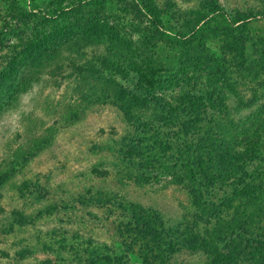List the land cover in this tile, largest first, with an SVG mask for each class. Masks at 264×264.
Returning a JSON list of instances; mask_svg holds the SVG:
<instances>
[{"label": "trees", "instance_id": "obj_1", "mask_svg": "<svg viewBox=\"0 0 264 264\" xmlns=\"http://www.w3.org/2000/svg\"><path fill=\"white\" fill-rule=\"evenodd\" d=\"M33 1L0 0V120L46 76L83 98L92 91L133 128L121 161L147 181L184 185L196 206L179 242L165 240L157 212L133 205L127 228L102 222L110 234H89L98 242L78 244L69 261L169 264L185 251L207 264H264V31L253 30L264 0L233 13L219 0L184 10L171 0ZM12 175L0 173V192ZM89 203L79 207L98 222L100 206ZM11 216L35 221L20 208Z\"/></svg>", "mask_w": 264, "mask_h": 264}, {"label": "rangeland", "instance_id": "obj_2", "mask_svg": "<svg viewBox=\"0 0 264 264\" xmlns=\"http://www.w3.org/2000/svg\"><path fill=\"white\" fill-rule=\"evenodd\" d=\"M49 1L35 0L31 5L45 7ZM161 1L166 5L169 0ZM171 1L177 3L174 9L179 8V3L183 10L198 2ZM219 1L229 13L262 2ZM253 25L255 33L264 31V19L253 21ZM210 46L217 49L215 43ZM165 58L163 55L162 60ZM40 83L45 84L33 87L13 101L14 109L4 113L0 120V173L15 170L0 192V264H74L69 261L70 253H75L78 244L87 247L93 239L89 234L98 238L99 229L110 234L109 229L114 233L118 228L121 233L127 228L133 205L157 212L159 231L165 240L179 242V230L196 212L192 196L184 185L167 184L161 175L157 179L150 176L147 181L149 177L140 176L130 170L126 161H121L119 152L128 149L123 144L131 139L133 128L124 121L118 108L112 103H102L92 91L82 93L86 95L83 98L69 84L57 86L48 76ZM47 138L50 142L46 141V146L42 142ZM37 142L43 148L40 154L23 157ZM24 182L33 189L32 193L25 192ZM82 202L99 204L100 208L93 212L98 215V222H93L94 217L79 207ZM46 204H53L52 209ZM12 208L34 215V223L12 225L11 222H18L11 216ZM105 221L112 228L104 229ZM127 238L128 233L125 241ZM25 253L28 255L20 258ZM132 259L142 260L138 248ZM208 261L203 255L180 251L168 263Z\"/></svg>", "mask_w": 264, "mask_h": 264}, {"label": "clouds", "instance_id": "obj_3", "mask_svg": "<svg viewBox=\"0 0 264 264\" xmlns=\"http://www.w3.org/2000/svg\"><path fill=\"white\" fill-rule=\"evenodd\" d=\"M18 119V118H17Z\"/></svg>", "mask_w": 264, "mask_h": 264}]
</instances>
